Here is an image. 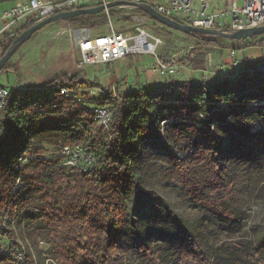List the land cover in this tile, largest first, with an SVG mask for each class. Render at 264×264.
Returning <instances> with one entry per match:
<instances>
[{
  "label": "trees",
  "instance_id": "16d2710c",
  "mask_svg": "<svg viewBox=\"0 0 264 264\" xmlns=\"http://www.w3.org/2000/svg\"><path fill=\"white\" fill-rule=\"evenodd\" d=\"M11 1L14 0H0V4ZM113 10H108V14L75 17L64 23L75 29L93 31L115 16ZM136 11L149 18L140 9ZM21 33L3 47L0 58L14 47ZM184 36L194 41L197 48L205 50L264 48V35L239 41L202 34ZM186 59L193 71H204L206 57L200 49H192ZM173 64L166 63L167 66ZM78 69L47 80L40 87V93H27L13 87L0 108V264H36L9 226L13 212L26 209L34 211L29 224L35 232L45 233L56 261L131 264L119 235L125 217L122 191L130 184L138 185L134 170L140 160V143L151 138L161 139V131L166 128L179 151L170 149L165 178L177 182L187 197L220 218L224 212L239 217L243 204L236 189L238 174L226 175L222 166V144L212 123L218 117L217 120L226 124L227 117H231L234 133L250 135L246 113L249 104L264 99V72L243 71L236 79L224 78L210 83L171 81L152 91L106 88L94 97L87 92L94 87L93 83L81 76L84 73L81 67ZM10 72L17 75L18 67L9 61L0 74ZM63 88L75 95L63 98L59 94V89ZM99 106L109 109L110 120L106 126L93 120L91 111ZM36 109L42 112L37 121L34 120ZM255 109L261 112L258 117L262 127L264 109ZM42 132L54 134V140L48 143L51 149H37L29 142L23 143L29 133ZM74 144H79L90 158L88 163L80 162L83 168L68 166V157L61 153L63 147ZM28 168H32L31 174L24 172ZM18 177L26 178L35 187L33 196L25 199L15 191ZM142 196L137 190L136 199L141 200ZM145 196L157 200L173 220L156 219L159 230L156 232L168 236L165 247L157 250L145 245L136 230H132L136 251L152 260L165 253L169 262L178 259L185 248L197 253L199 248L174 221L169 205L152 191ZM234 248L244 254L232 251L226 260L202 258L208 264H245L243 260L253 258L264 263L260 249L241 244Z\"/></svg>",
  "mask_w": 264,
  "mask_h": 264
},
{
  "label": "rangeland",
  "instance_id": "374dc122",
  "mask_svg": "<svg viewBox=\"0 0 264 264\" xmlns=\"http://www.w3.org/2000/svg\"><path fill=\"white\" fill-rule=\"evenodd\" d=\"M19 3L20 0L1 3L0 9L9 8ZM237 4L240 6L242 0H237ZM113 11L115 16L111 17L105 26L96 28V31L91 35L107 34L111 32V28L115 32L124 34L136 33L135 24L132 20L134 10L129 7H116ZM126 18L129 20L127 21ZM153 22L150 18H147V23L142 28L161 40L162 43L157 47L155 57L165 64L174 63L168 67L174 69L175 75L161 78L159 75L146 71L145 77L150 79V86L148 87L145 83H137V89L143 91L151 89L152 91L171 81L197 80L198 82L208 83L220 81L216 76L205 78L191 69L186 57L192 49H200L204 53L206 57L204 70L211 65L217 71L219 64L220 69L223 66L227 67L226 64H221L222 58H229L233 63L236 61V67L241 68L242 71L252 72L264 66V48L249 47L232 55L231 52L221 50L222 48L219 47L205 50L197 48L196 43L183 34L153 24ZM52 27L47 28L51 29L48 30L47 35L42 34L41 38L37 40L36 37L44 29L42 28L31 40L19 48L10 59V62L17 65L18 73L17 75L13 72L0 74V86L13 88L20 84L16 89L36 94L41 92L38 89L47 80L80 67L75 60V54L70 52L65 44L61 48L59 47L62 44L63 37L56 38V33L60 30V27ZM45 50L48 52L46 53ZM62 51L65 53L63 56L58 57L62 54ZM125 59V70H129L132 67H140L138 65L140 59L145 61L152 59V56L131 55L125 57ZM78 61L80 62V56ZM217 61L220 63L214 65ZM233 63L230 65L233 66ZM69 65L71 67L68 68ZM89 67L91 66L86 68ZM111 69H114V67H111ZM81 76L84 78L83 74ZM128 79L130 80L129 77ZM223 108L226 110V105H223ZM248 109L249 111L246 114H248L250 135L234 133L231 128L233 121H229L231 117H227L226 124H222L221 121L217 120L218 117H215L212 123L213 131L222 144V166L226 175L231 177L238 174L236 181L238 187L236 189L240 194V203L243 204L238 218L229 216L227 212H224L225 216L223 215V218H220L204 206L197 204L192 198L187 197L177 182L165 178L164 172L168 168L167 161L170 149L173 148L179 151L168 128L161 131V139L151 138L140 143V160L134 170L138 176V185L130 184L122 191L125 217L119 231L131 264H208V261H204L202 257L226 260L232 251L243 255V252H239L234 248V246H240V244L258 248L264 254V126L261 127V121L258 117L261 112L250 104ZM41 115V110L36 109L34 120H39ZM255 130L257 131L254 132ZM251 133H254L255 136ZM53 140L54 134L52 132L29 133L28 138L23 139V143L26 145L29 142L30 146L37 149L46 147L51 149L48 143ZM19 168H21V165ZM24 172L31 174L32 168H28ZM243 174L245 175L242 176ZM137 190L143 194L141 200L136 199ZM15 191L26 199L34 195L35 187L30 185L26 178L18 177L15 182ZM151 191L169 205V210L175 215L174 221H177L183 227V233L189 235L199 248L197 253L193 249L185 248L178 259L169 262L165 253L161 257L154 256L155 258L152 260L136 251L132 230H136L137 235L145 245L157 250L165 247L168 236L166 233L159 235L156 232L159 231L155 225L156 219L173 220L171 214H168L167 210L157 200H151L150 197L145 196ZM214 203L217 205L218 202L215 201ZM34 214V211L29 209L13 212L9 226L15 233L19 244L30 254L36 264H65L53 258L52 247L44 238L45 233L42 231L35 232L34 228L30 226L29 217ZM243 262L245 264H264L259 262L258 258L249 261L243 260Z\"/></svg>",
  "mask_w": 264,
  "mask_h": 264
},
{
  "label": "built area",
  "instance_id": "2783aa9c",
  "mask_svg": "<svg viewBox=\"0 0 264 264\" xmlns=\"http://www.w3.org/2000/svg\"><path fill=\"white\" fill-rule=\"evenodd\" d=\"M113 1H124L133 5L146 4L154 9L161 16L175 21L181 25L194 28L215 30L224 33H236L239 31L264 26V0H242L239 6L237 0H21L19 4L9 8L0 9V54L5 45L12 38L28 28L30 24H37L40 21L60 13L81 8H92L106 5ZM124 8V7H120ZM134 10L132 20L135 24V34H124L111 32L101 35H91L85 29L80 32L72 31L76 39V50L80 54L79 65L81 68L96 64H109L131 55L152 56L148 71L151 74L159 75L161 78H168L175 75L173 68L155 57L157 47L161 45V40L146 32L142 26L146 25L147 18ZM108 14V10L105 11ZM237 62L233 63L236 66ZM264 72V66L259 68ZM209 71L204 70L202 75L207 78ZM115 91L116 87H108ZM9 87L0 86V108L5 103L9 92ZM92 87L87 92L94 97L103 92ZM131 90L133 88H126ZM68 89H59V94L63 98H68L71 94ZM253 108L264 109V99L250 104ZM93 120L102 126H106L110 120V112L106 107H95L91 111ZM62 154L68 157L66 164L77 168H83L80 163H88L90 158L83 151L79 144L63 147Z\"/></svg>",
  "mask_w": 264,
  "mask_h": 264
},
{
  "label": "crops",
  "instance_id": "0c3cea01",
  "mask_svg": "<svg viewBox=\"0 0 264 264\" xmlns=\"http://www.w3.org/2000/svg\"><path fill=\"white\" fill-rule=\"evenodd\" d=\"M21 1V0H20ZM47 26H51V28H53L52 26H56V27H60V30L57 31L56 33V38H60L63 37L62 39V44L59 46L60 48L63 46V44H65L70 52H73L75 54V60L77 62V64H79V56L80 54L78 53V51L76 50V39L74 36V33H72V31H75L76 29L72 26H70L67 23L64 22H60V23H51V25H47ZM49 27H45L44 29H42L38 35L37 40L41 38V35H47L48 30L51 29H47ZM96 30L90 31V34H93V32H95ZM212 50V49H211ZM221 50H226L231 52L232 54H235L237 51L238 52H242L244 49L241 50H236L233 51L231 49H221ZM45 52L47 53L48 51L45 50ZM62 54L58 55V57L63 56V54L65 53L64 51L61 52ZM57 59V57H56ZM125 58L115 61V62H111L109 64H105V65H100V64H96V65H89L91 67L86 68L87 66H85L84 68H81L84 73V77L87 78V80L90 83H93V86L101 89V88H108V87H116L117 90L121 91V90H125V88H133V89H137L138 84L141 83H145L147 84V86L149 87V82L150 79L146 76V71H148L149 69V65L151 64L152 59L149 60H139V66L136 67H132V69L130 68L129 70H125ZM217 63H220L219 61L215 62L214 65H216ZM232 62V60L225 59L222 58V63L221 64H226L227 67L221 68L223 71H219L220 69V64L217 66V70H214V66H207L206 70L209 71V76L213 77H218L219 80H223L224 78H229V79H236L239 77V74L242 73L243 71L241 70V68H238L236 66H232L230 65ZM96 66V67H94ZM71 67V65L68 66V68ZM111 67H114V69H111ZM99 69V70H98ZM77 67L75 70L73 71H77ZM71 71V70H70ZM249 72V71H247ZM63 73H67V72H63ZM62 73V74H63ZM195 73H199V75L202 76V71H195ZM60 75V74H59ZM128 77L130 78V80L128 79ZM197 81V80H196ZM19 83V82H18ZM138 83V84H137ZM20 85V84H18ZM17 85V86H18ZM17 86H15L14 88H17ZM159 87H157L156 89H158ZM40 91V89H38ZM148 91H151V89H148Z\"/></svg>",
  "mask_w": 264,
  "mask_h": 264
},
{
  "label": "water",
  "instance_id": "95a60500",
  "mask_svg": "<svg viewBox=\"0 0 264 264\" xmlns=\"http://www.w3.org/2000/svg\"><path fill=\"white\" fill-rule=\"evenodd\" d=\"M116 7H135L137 9H140L143 13H145L152 21L156 22L157 24L168 28L169 30L179 32L183 35H191V34H202L205 36H216L221 37L228 40H245L248 38H251L253 36L258 35H264V26H259L256 28H251L243 31H239L236 33H224L220 31L215 30H208V29H202V28H194L190 26L181 25L175 21L169 20L160 14H158L154 9H152L149 5L146 4H140V5H133L129 2L124 1H113L109 2L106 5H100L97 7L92 8H81V9H75L65 12L57 13L53 16H50L39 23L33 25L32 27L25 30L23 33H21L17 39L15 40V45L12 49H10L8 52H6L1 58H0V71L4 68V66L10 61L12 56L16 53L18 48L22 46L24 43L29 41L32 37V35L38 31H40L45 26L54 23V22H66L70 19H73L75 17L83 16V15H90V14H100L107 10L116 8ZM76 31L80 32L81 29H76ZM87 33L90 32L89 29H86Z\"/></svg>",
  "mask_w": 264,
  "mask_h": 264
}]
</instances>
